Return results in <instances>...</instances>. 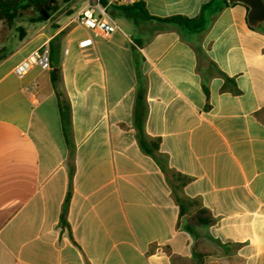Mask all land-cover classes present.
<instances>
[{"label": "crops", "instance_id": "0c3cea01", "mask_svg": "<svg viewBox=\"0 0 264 264\" xmlns=\"http://www.w3.org/2000/svg\"><path fill=\"white\" fill-rule=\"evenodd\" d=\"M87 1L72 0L69 18L29 23L0 61V264H264V34L249 27L247 7L226 6L196 32L142 11L194 18L208 0L110 7L117 30L80 49ZM44 44L49 69L16 78L15 65ZM217 70L239 94L220 90ZM137 72L145 134L190 178L183 193L208 226L196 210L178 219L164 176L137 145ZM57 90L74 149L69 230L59 226L69 146Z\"/></svg>", "mask_w": 264, "mask_h": 264}, {"label": "trees", "instance_id": "16d2710c", "mask_svg": "<svg viewBox=\"0 0 264 264\" xmlns=\"http://www.w3.org/2000/svg\"><path fill=\"white\" fill-rule=\"evenodd\" d=\"M70 1L71 0H0V22H4L11 26L16 20H18L19 18H23L25 16V13L28 11H32L33 14H36V16L34 17H27V21L29 23L44 22L49 19L52 13H55L57 11L58 2L68 3ZM234 3L235 2L228 3L226 0H208L201 6L198 15L194 18L178 16L166 19H158L150 17L146 13V11H142V13L147 19H153L161 23L175 24L178 25L183 31L196 32L204 30L214 14L219 12L222 8ZM133 8H138L142 10L141 5L139 3H137L133 7H129V9ZM256 30L264 34V28L262 27ZM17 31L19 33L17 40L20 41L22 36L20 34L23 33V29L17 28ZM14 49L15 47L12 44H9L4 47V49H2L1 51L0 61L7 57L9 54H11ZM217 74L223 79L224 84L220 89L222 92L228 91L232 95L239 94V91L236 88L233 79L226 77L223 73L218 70ZM136 76L138 78L139 86L134 101V108L132 113V126L135 131V139L137 145L143 154L149 156L155 162L162 175L164 176L165 182L170 189V195L178 208V219L181 218L183 215L196 210L198 223L204 226H208L212 223V218L209 216L207 211L201 207V204L198 200L190 199L186 197L183 193V187L190 181V178L171 169L168 165L167 156L160 153L159 151L160 140L158 138H149L145 134L144 122L146 119V104L144 97V89L140 85L142 81V76L139 72H137ZM51 80L54 86H56L59 80L58 71L51 72ZM203 89L204 93L207 95L206 88L204 87ZM57 96L59 98V110L62 122V131L69 146L67 161L68 188L60 213L59 226L61 229L69 230L68 224L66 222V213L70 200L72 176L74 173V149L70 144L69 140V131L71 126L70 106L66 98L63 96L61 90H57ZM200 215H204L205 217L201 218Z\"/></svg>", "mask_w": 264, "mask_h": 264}, {"label": "built area", "instance_id": "2783aa9c", "mask_svg": "<svg viewBox=\"0 0 264 264\" xmlns=\"http://www.w3.org/2000/svg\"><path fill=\"white\" fill-rule=\"evenodd\" d=\"M139 0H88L77 15L76 23L89 32V36L78 43L80 49L93 46L95 38L108 39L117 27L107 13L110 7L129 8ZM33 67L49 69V47L44 44L27 54L13 68L16 78L22 79Z\"/></svg>", "mask_w": 264, "mask_h": 264}, {"label": "rangeland", "instance_id": "374dc122", "mask_svg": "<svg viewBox=\"0 0 264 264\" xmlns=\"http://www.w3.org/2000/svg\"><path fill=\"white\" fill-rule=\"evenodd\" d=\"M36 16L32 11H28L25 13L23 18H19L16 20L11 26L4 22H0V55L2 49L6 47L7 41L9 38L17 37L19 35L17 28L26 27L29 22L27 21V17ZM59 16H64L65 18H69L72 16V0L68 3L58 2V9L55 13H52L48 19V21H53Z\"/></svg>", "mask_w": 264, "mask_h": 264}, {"label": "water", "instance_id": "95a60500", "mask_svg": "<svg viewBox=\"0 0 264 264\" xmlns=\"http://www.w3.org/2000/svg\"><path fill=\"white\" fill-rule=\"evenodd\" d=\"M247 7V23L252 29H258L264 23V0H226Z\"/></svg>", "mask_w": 264, "mask_h": 264}]
</instances>
